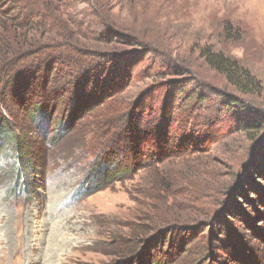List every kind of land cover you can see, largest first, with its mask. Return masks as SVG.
Returning <instances> with one entry per match:
<instances>
[{"label":"rangeland","instance_id":"rangeland-1","mask_svg":"<svg viewBox=\"0 0 264 264\" xmlns=\"http://www.w3.org/2000/svg\"><path fill=\"white\" fill-rule=\"evenodd\" d=\"M124 10L127 27L153 48L137 67L128 97L136 102L145 96V114L160 112L175 90L166 82L179 79L170 71L188 72L197 78L187 85L188 95L196 90L215 100L208 127L192 124L191 132L200 134L194 140L212 139L199 144L201 154L159 166L158 181L147 169L80 199L74 192L104 138L95 135L98 123L84 139L66 135L53 143V133L16 128L20 144L28 139L35 168L25 175L31 193L11 192L14 166L6 153L0 157V264H128L137 238L149 243L146 258L167 264H264V128L239 132L240 116L217 107L216 93L251 103L245 110L255 121L264 117V0H136ZM202 47L240 61L262 84V95L237 94L200 58ZM113 111L102 115L108 120ZM170 182V192L161 194L157 188ZM149 191L154 199L143 197ZM161 218L181 228L165 246L154 240L151 222ZM183 240L186 249L179 248Z\"/></svg>","mask_w":264,"mask_h":264},{"label":"trees","instance_id":"trees-1","mask_svg":"<svg viewBox=\"0 0 264 264\" xmlns=\"http://www.w3.org/2000/svg\"><path fill=\"white\" fill-rule=\"evenodd\" d=\"M135 2L0 0V157L6 153L14 166L11 192L30 194L33 184L27 185L25 175L35 168L29 160L28 139L23 146L15 133L18 127L53 133V143L66 135L78 134L84 139L93 132V123H98L95 135L104 138L94 149L88 173L74 192L80 199L147 169L155 170L158 181L162 178L159 166L201 154L199 144L211 141L209 136L194 140L199 132H191V125L208 127L212 115L209 105L215 100L196 90L188 95L187 85L197 81L195 76L186 75L188 72L170 71L179 79L166 82L175 90L165 97L160 112L154 108L145 114L146 97L136 102L128 97V88L138 80L137 67L153 49L133 27H127L129 16L124 7H134ZM199 53L208 68L222 76L237 94L250 98L262 95V84L240 61L212 47H202ZM216 93L220 97L217 107L240 116L239 132L264 128V117L255 121L256 117L246 113L251 103ZM112 107L113 116L107 120L102 113ZM174 183L157 189L161 194L163 189L170 192ZM150 193L143 197L154 199ZM166 221L151 219L154 240L164 241V246L169 235L181 231L180 226L164 224ZM148 244L145 238H137L128 264H167L166 259L146 258ZM187 245L183 240L179 248L186 249Z\"/></svg>","mask_w":264,"mask_h":264}]
</instances>
